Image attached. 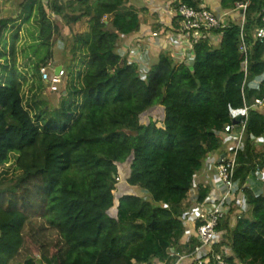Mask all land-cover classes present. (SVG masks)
I'll list each match as a JSON object with an SVG mask.
<instances>
[{
	"label": "trees",
	"instance_id": "16d2710c",
	"mask_svg": "<svg viewBox=\"0 0 264 264\" xmlns=\"http://www.w3.org/2000/svg\"><path fill=\"white\" fill-rule=\"evenodd\" d=\"M136 1L139 6L132 0H38V38L29 47L36 115L23 94L27 76L15 56L18 31L5 52V34L16 20L0 19V170L13 158L21 172L11 184L0 183V264L19 256L34 219L56 229L62 245L23 264H155L176 260L169 258L171 249L190 247L183 243L190 226L184 205L196 188L200 199L209 195L210 186L201 181L205 162L210 153L226 149L219 134L232 121L231 110L264 97V80L258 89L250 87L264 76V42L255 38L264 0H250L243 24L231 20L214 30L218 41L207 36L195 42L189 63L170 49L150 51L145 77L142 60L129 53L141 32V14L148 11L143 0ZM204 1L173 3L199 8ZM246 1L220 0L218 13ZM85 17L87 31L59 26L60 19L72 27ZM171 20L158 23L151 34L177 31L179 17ZM242 33L247 55L241 51ZM55 34L67 37L71 63L79 54L83 70L77 68L78 84L58 93L62 100L50 110L38 80L43 64L57 62ZM157 105L163 107L162 121L143 122V114ZM237 162L239 188L257 164L263 186L259 192L243 188V199L234 200L219 225L222 243L231 248L228 264H264V107L250 110Z\"/></svg>",
	"mask_w": 264,
	"mask_h": 264
},
{
	"label": "built area",
	"instance_id": "2783aa9c",
	"mask_svg": "<svg viewBox=\"0 0 264 264\" xmlns=\"http://www.w3.org/2000/svg\"><path fill=\"white\" fill-rule=\"evenodd\" d=\"M249 4L250 0L236 2L233 10L216 13L205 5L192 8L184 3H180L178 6L173 3L174 8L170 9L169 14L179 17V29L177 31L164 30V36L169 38L168 41L172 44L170 50L173 56L179 61L183 60L189 63L195 42L207 36L212 37L211 33L214 30L225 27L231 21L229 18H234V12H239L238 20L243 24ZM156 36L159 35L151 34L150 37H147L148 42H151V38ZM255 38L264 42V17L263 24L255 32ZM241 40V51L247 55L248 46L243 33ZM136 46L132 45L130 48L134 53L138 52L137 48L140 43ZM137 55L135 58L138 57ZM246 64L247 61H245V69H247ZM57 67L52 61H48L40 67L42 81L48 85V90L51 93L62 92V86L65 85L64 78L67 71L65 67L60 66L61 69L56 73ZM263 80L264 76L257 78L250 83V87L258 89ZM253 107H264V97H256L252 104L245 100L242 108L231 110L232 121L225 124L223 132L219 134V137L225 142L226 149L210 153L201 171V181L210 186L209 195L205 199H200L199 191L196 188L188 198L189 207L185 217L188 222L194 225V229L187 232L185 242L194 243L192 249L184 254L171 249L169 258L176 260H166L155 264H178L185 258H191L194 264H228L227 257L231 254V248L222 243L225 231L219 228L220 222L231 213L233 202L238 199L243 188L259 192L263 186L258 164L255 169L250 171L241 188L236 185L235 181L238 167L237 158L244 147L249 114ZM239 117L241 118L239 119Z\"/></svg>",
	"mask_w": 264,
	"mask_h": 264
},
{
	"label": "rangeland",
	"instance_id": "374dc122",
	"mask_svg": "<svg viewBox=\"0 0 264 264\" xmlns=\"http://www.w3.org/2000/svg\"><path fill=\"white\" fill-rule=\"evenodd\" d=\"M5 1L7 3H4L5 4L4 12L3 13L0 12V17L2 16V18L6 17L16 20V22L13 24L15 25L14 28L8 30L5 34V39L7 40V49L5 52L7 53V55L10 53V44L13 39L12 38L13 33L15 31H18L17 39L15 42V56L17 60V66L21 71L26 73L27 82L23 84V94L26 105L28 106V108H30L29 110L31 111V114L36 115V112H38V110L35 109L36 107L33 104V102L31 103V101H33L34 98L33 94L38 92V90L32 92L33 90L31 89L32 80L34 78V74H33L34 63L29 65V58H27L25 52L27 51L28 53H32L31 49L29 48V45H31L32 42H34L38 38L39 30L38 27L36 26L37 24L36 15H38L36 4L38 3V0H5ZM46 1L47 0H45V2ZM132 3L139 6L136 0H132ZM127 4H129V1L127 2ZM31 6H33V8ZM215 12L218 13L217 11ZM28 13H30L29 20H26V16ZM221 13H223V11ZM234 13H235L234 18L233 19L229 18V19L239 22L238 20L239 12H234ZM148 16L152 18L150 14H148ZM143 17L144 15L141 16L142 20ZM89 19H90L89 17H85L83 20L79 22V24L76 23L72 27H68L64 23V21H62L63 19H60L59 26L61 30L65 32H68L70 29H72L74 33H81L87 31L90 28ZM65 38L63 36L55 34L54 37L52 38V41H54L53 50H55L56 53L57 63L63 64V66L67 71L66 77L64 78L65 85L69 90H72L73 84H78L79 80L77 77L78 75L77 71L83 70V66H82L83 61L80 58L81 56L78 54V56L75 57V60H73V62L71 63L73 55L70 52V41L67 40L66 36ZM212 38H214V36H212ZM167 40H169V38H167ZM146 42H148L147 39ZM146 42L144 43L140 42V46H138L139 48H137L138 51L137 53H134V51L132 52L131 49L129 51V53L131 52V56H136L138 53H140L137 55L138 56L137 58L142 60V63H140V70L143 77L147 75V72L149 71L151 64L149 54L152 49L150 47L152 41L150 43H146ZM124 43L125 42L123 41V44ZM134 45L135 46L139 45V42H135ZM128 46L129 44L127 43L124 44V46L121 49L123 53H125L128 50L127 48ZM42 48L43 49L39 51L45 54L46 49H44L43 46ZM137 58L136 59L133 58V59L137 60ZM33 62H35V60H33ZM38 81H39L38 84L42 87L41 94L42 96L45 97V99H47V104H48L47 108L53 110L55 106H58L59 102H61L62 100L61 95L58 93L52 94L48 90V85L45 82H42L41 80ZM37 86H38L37 83H35L34 87ZM47 92L49 93L50 98L48 97ZM163 117H164L163 107L157 105L146 111L143 114L142 119L143 122L146 123L150 119H157L158 121H162ZM161 125L162 122H158V126ZM121 171L123 177H126L129 172V164L128 163L122 164ZM20 173H21L20 170L16 168L14 164V159L12 158L11 161L5 166H3L0 170V183H2V185H9L18 175H20ZM122 187H125V180L122 181ZM186 205H188L187 202L184 206ZM193 244L194 243H191L189 246L192 248ZM61 245H62V240L56 229L50 227L44 219H34L26 227L24 248L20 252L19 256L16 259H14V261L11 264H23L28 257L34 256L40 259L41 256H43V254L52 255L53 252L59 250ZM180 248L184 249L186 247L184 245L182 246L180 245Z\"/></svg>",
	"mask_w": 264,
	"mask_h": 264
},
{
	"label": "crops",
	"instance_id": "0c3cea01",
	"mask_svg": "<svg viewBox=\"0 0 264 264\" xmlns=\"http://www.w3.org/2000/svg\"><path fill=\"white\" fill-rule=\"evenodd\" d=\"M143 2L145 3V7L148 9V11L144 14H141V16L144 15L143 20H142L141 32L137 36L134 37L133 43H135V42H143V43L146 42L147 37H150L151 32L154 30L155 26L158 23L161 22V23H164L165 25H170L171 21H172L171 20L172 15L169 14V11H170V9H172L173 0H149V1L143 0ZM4 3H7V2L5 0H3V1L0 0V12L1 13L4 12V6H5ZM203 5L211 8L212 10L220 12L219 11L220 0H205ZM148 14H150V16H152V18L149 17ZM1 18H2V16L0 17V19ZM4 18H6V17H4ZM164 29L160 30V32H163V33L160 34L158 37L151 38L152 43L150 44L151 45L150 47L152 48L151 51L154 54L159 53L162 49H165V50L172 49L171 42L167 40L166 36H164L165 35ZM213 39H214V41H218L219 38L217 36H214ZM147 41H148V39H147ZM125 42L127 43V40ZM146 43H150V42H146ZM29 47H30V45H29ZM26 53H28V52L26 51L25 54ZM31 57L33 58L34 56L32 53H29L27 58H31ZM50 61H52V63L54 65L63 66V64H61V63H57V62L54 63L53 60H50ZM30 63H32V62L29 61V65H30ZM66 89H67L66 86L63 85L62 86V94H64V95L66 94ZM32 92H34V91H32ZM52 94H55V93H52ZM48 97L50 98L49 93H48ZM31 103H32V101H31ZM203 184H206V183L203 181ZM197 189L199 191V188H197ZM238 199H239V201L243 199V193L242 192L238 195ZM187 203L189 205L188 200H187ZM189 223H190L189 224L190 226H189L188 230L193 231L194 225L191 222H189ZM183 243H186L185 238H184ZM191 249H192L191 247H186L184 249H181L180 247H178V251L181 252L182 254H184L185 252H189ZM191 262H192L191 258H185V259L181 260L178 264H191Z\"/></svg>",
	"mask_w": 264,
	"mask_h": 264
},
{
	"label": "water",
	"instance_id": "95a60500",
	"mask_svg": "<svg viewBox=\"0 0 264 264\" xmlns=\"http://www.w3.org/2000/svg\"><path fill=\"white\" fill-rule=\"evenodd\" d=\"M60 69H61V67L58 66V67L56 68V73H58ZM240 118H241V117H239V119H240ZM134 133L137 134V131H135Z\"/></svg>",
	"mask_w": 264,
	"mask_h": 264
}]
</instances>
